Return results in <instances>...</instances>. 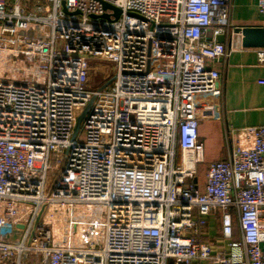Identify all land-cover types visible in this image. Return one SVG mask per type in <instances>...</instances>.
<instances>
[{"label": "built area", "instance_id": "built-area-1", "mask_svg": "<svg viewBox=\"0 0 264 264\" xmlns=\"http://www.w3.org/2000/svg\"><path fill=\"white\" fill-rule=\"evenodd\" d=\"M230 10L0 0V264H264V126H226L212 162L198 135ZM92 62L114 66L103 90Z\"/></svg>", "mask_w": 264, "mask_h": 264}, {"label": "crops", "instance_id": "crops-1", "mask_svg": "<svg viewBox=\"0 0 264 264\" xmlns=\"http://www.w3.org/2000/svg\"><path fill=\"white\" fill-rule=\"evenodd\" d=\"M229 25L264 27L255 0H231ZM224 43L226 47L231 45V50L213 65L221 74V90L204 100L198 115V135L205 144L208 162L226 157V126H264V85L258 83L264 79V68L256 63L257 48L242 47L240 37L230 33Z\"/></svg>", "mask_w": 264, "mask_h": 264}, {"label": "water", "instance_id": "water-1", "mask_svg": "<svg viewBox=\"0 0 264 264\" xmlns=\"http://www.w3.org/2000/svg\"><path fill=\"white\" fill-rule=\"evenodd\" d=\"M61 5H62V12L65 14H68L63 2L61 3ZM104 8L113 10L115 12V18L118 17L119 11L117 9L111 7L108 4H104ZM103 18H107V16L104 15ZM232 34L240 37V44L244 48H264V27L263 26L233 27V28H231V35ZM217 41L223 43L224 42V36H219L217 38ZM112 81H113V78H111L105 84H103L99 88V90H103L104 88H106L108 85H110L112 83ZM92 102H93V98L90 100V102L88 103L87 107L84 109L82 114L77 118L74 130H73V133L71 136V140H74L75 137L77 136V134L80 130L81 122H82L84 116L86 115L87 111L89 110Z\"/></svg>", "mask_w": 264, "mask_h": 264}, {"label": "rangeland", "instance_id": "rangeland-1", "mask_svg": "<svg viewBox=\"0 0 264 264\" xmlns=\"http://www.w3.org/2000/svg\"><path fill=\"white\" fill-rule=\"evenodd\" d=\"M40 3L44 4V0H40ZM34 4V1L28 2V6L31 8ZM93 65H98L97 72L92 71L91 76L88 78L87 87L90 90H97L99 89L105 82L110 80L114 74V66L108 62H92ZM202 178V177H201ZM51 180L50 183H52Z\"/></svg>", "mask_w": 264, "mask_h": 264}]
</instances>
